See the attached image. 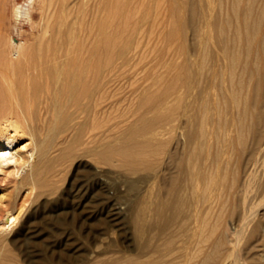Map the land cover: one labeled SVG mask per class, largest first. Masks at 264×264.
I'll return each instance as SVG.
<instances>
[{
    "label": "bare ground",
    "instance_id": "1",
    "mask_svg": "<svg viewBox=\"0 0 264 264\" xmlns=\"http://www.w3.org/2000/svg\"><path fill=\"white\" fill-rule=\"evenodd\" d=\"M12 1L0 0V8L10 2L13 18L29 21L39 4L44 31L36 45H18L21 59L10 58L12 38L0 43V171L14 176L12 203L0 209V251L7 241L28 243L29 217L19 221L24 201L50 185L55 166L75 157L84 135L97 136L96 104L109 98L98 91L101 80L111 81L130 38L127 0ZM183 7L181 24L190 27L196 53L184 61L186 96L143 114L114 144L89 148L109 166L120 157L124 171L69 191L86 206V219L95 215L96 185L115 192L104 211L109 221L119 223L124 209L127 217L119 223L124 245L112 249L106 236L89 241L86 264H264V0H190ZM78 118L67 139L68 123ZM22 138L28 142L19 146ZM227 206L239 209L231 219L223 218ZM55 244H46L50 253Z\"/></svg>",
    "mask_w": 264,
    "mask_h": 264
},
{
    "label": "rangeland",
    "instance_id": "2",
    "mask_svg": "<svg viewBox=\"0 0 264 264\" xmlns=\"http://www.w3.org/2000/svg\"><path fill=\"white\" fill-rule=\"evenodd\" d=\"M187 1L190 0H127L126 12L129 13L127 21L130 27V38L124 54L121 57H116L113 67L111 66L112 73L110 72L108 77L111 81L104 84L106 78L101 80L103 82L98 91H108L109 98L106 101L101 98L96 104L97 113L93 124L97 128V130H94L97 136L91 139L84 135L86 137L83 136L85 140L83 139L82 145L80 144L81 146L79 145L74 149L75 157L66 161L62 166H55V174L49 180L50 185L48 187L46 185L40 195L32 194L28 202L27 200L24 201L19 214V221L27 216L29 217V241L26 245L21 243V238L14 240L13 243L5 242V245L8 243L6 245L8 250L0 251V264H49V256L53 259L54 264H86L89 257L86 243L88 244L89 241L94 243L98 241L97 238L106 236L107 240L110 237V241L115 244L110 245V248L118 249L121 248V245H124L126 233L119 223L127 221L126 214L124 215L125 209L121 208V210L124 209V212L120 211L123 215L121 213L117 215L120 217L119 223L109 221V217L105 216L104 212L114 201L115 192H113L114 194H106L98 185L93 186L95 187L93 188L94 196H96L92 203L95 207V215L86 219L84 215L86 206L77 205L78 197L71 196L72 192L69 191L70 189L73 191L78 184L82 185L81 188L87 184L89 185V183L94 185L96 179H98L96 181L101 182L103 180L107 181L110 177L107 181L109 183L116 173L124 171L125 167H122V169L119 166L118 159L120 157L118 159L116 155L112 157V164L109 166L100 163L97 157L91 154L89 148L104 142L114 144L116 140L122 138L127 126L129 127L131 124L138 122L143 114H153L161 109L163 110V108L165 110L171 104L176 105L177 95L186 96V78L183 77L184 61L186 58L190 61L196 58V53L193 50L195 39L192 31L189 26L181 24V20L184 21L188 14L183 7ZM12 2L15 5H24L25 0H13ZM92 2L95 3L94 5H99V3V6L102 5V0H90L89 5L90 3L93 5ZM36 5L30 21L25 17L13 18V6L10 2H7L5 8H0V43L5 44L10 38L14 40L17 46L12 49L10 54V58L13 60L21 59V56L17 55L18 45L34 46L43 35L44 29L41 13L38 9L39 4ZM173 6H175L174 13H172ZM177 7L180 12H178ZM95 16L96 14H91L88 21L93 20ZM180 30H182V34H180ZM197 83L200 87L201 78H198ZM163 99L165 100L163 101ZM143 100L151 103L146 102L147 104H145ZM182 109L180 108L179 111ZM179 111L175 113L174 118L179 115ZM79 120L78 118L68 123L67 139L70 138L71 133L76 132L75 127ZM97 120L99 124H97ZM90 124H92L91 119H89L86 127ZM105 128H109V136L107 132H102ZM27 142V139L22 138L18 144L21 146V144ZM56 153L57 151L53 152V154ZM94 159H96V162ZM113 163H115V166ZM98 166L100 169H96ZM93 173L94 175L91 176ZM96 173H99V175ZM90 177H94L95 180ZM13 178L12 174L0 171L1 210L12 203ZM99 178H102V180ZM83 181L86 182L85 185ZM24 195L23 191L17 195L16 204L22 202ZM81 201L86 200L82 198ZM122 206V204L119 205V207ZM226 208V210H222L223 216L225 215L223 218L226 219L234 217L237 210H239L237 209L236 212L233 210L232 213L228 206ZM260 208L258 213H260L259 216L263 217L264 206ZM213 209L217 211L216 207ZM213 209L212 214L216 212ZM213 220L212 218L211 222H214ZM221 225H217L219 227L216 228H221ZM213 237L212 234L210 240ZM50 240L56 243L54 251L51 253L47 246ZM9 249L11 253H9Z\"/></svg>",
    "mask_w": 264,
    "mask_h": 264
}]
</instances>
